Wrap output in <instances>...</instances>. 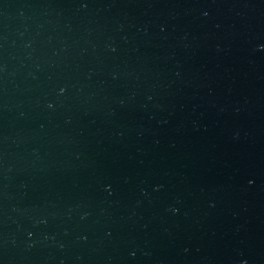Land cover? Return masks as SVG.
I'll list each match as a JSON object with an SVG mask.
<instances>
[{
	"label": "water",
	"instance_id": "1",
	"mask_svg": "<svg viewBox=\"0 0 264 264\" xmlns=\"http://www.w3.org/2000/svg\"><path fill=\"white\" fill-rule=\"evenodd\" d=\"M0 264H264V0H0Z\"/></svg>",
	"mask_w": 264,
	"mask_h": 264
}]
</instances>
